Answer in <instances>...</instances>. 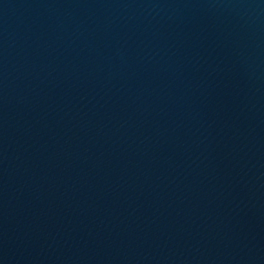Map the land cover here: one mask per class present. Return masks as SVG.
Wrapping results in <instances>:
<instances>
[{
	"label": "water",
	"instance_id": "1",
	"mask_svg": "<svg viewBox=\"0 0 264 264\" xmlns=\"http://www.w3.org/2000/svg\"><path fill=\"white\" fill-rule=\"evenodd\" d=\"M0 264H264V0H0Z\"/></svg>",
	"mask_w": 264,
	"mask_h": 264
}]
</instances>
